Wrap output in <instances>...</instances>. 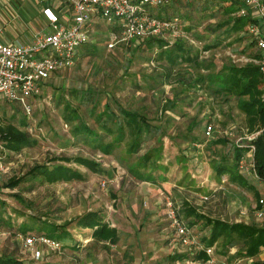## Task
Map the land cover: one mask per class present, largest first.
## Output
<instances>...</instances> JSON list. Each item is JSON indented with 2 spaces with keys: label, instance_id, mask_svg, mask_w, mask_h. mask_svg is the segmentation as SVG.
I'll list each match as a JSON object with an SVG mask.
<instances>
[{
  "label": "rangeland",
  "instance_id": "374dc122",
  "mask_svg": "<svg viewBox=\"0 0 264 264\" xmlns=\"http://www.w3.org/2000/svg\"><path fill=\"white\" fill-rule=\"evenodd\" d=\"M203 2L191 0V6L182 8L180 13L189 14V18L178 17V36L167 35L164 39L169 47L178 42L199 53L198 64L169 65L157 49L146 50L142 41L108 48L106 27L101 25L91 31L90 44L96 46L97 54L87 56L84 51L70 67L52 75L34 99L30 116H25L17 103L0 98V128L15 125L36 141L34 147L12 153L0 133L4 167L0 172V220L11 226L8 229L0 225L6 234L0 240V254L30 263V251L18 235L20 228L31 227L37 235L45 227L56 226L71 239L56 252L38 246L43 254L39 264H183L173 262L172 256L191 254L193 248L177 241L166 217V201L203 245L210 227L194 214L229 225L261 228L253 207L255 194L259 199L264 197V182L249 174L242 177L243 184L231 182L227 173L219 176L215 168L219 164L231 167L233 146L248 142L247 138L262 127L250 131L247 116L239 109V99L214 92L218 85L214 78L219 71L230 65L249 64L245 60L259 51L245 30L230 31L227 22L239 16L233 8L223 12ZM176 3L174 7L180 9ZM196 80L200 82L194 83ZM64 104L71 107L70 122L63 117ZM119 108L141 114L151 125L137 154L126 153L130 143L127 132L110 153L102 151L115 131L101 129L103 123L110 127L109 121H104L105 114L118 115ZM23 120L25 128L20 126ZM80 123L97 132L100 148L94 149L90 139L88 143L74 135ZM208 124L213 129L210 138L203 132ZM218 140L226 143L216 144ZM149 151L151 160L131 173L136 160ZM76 157L88 159L100 169L93 171L76 164ZM53 164L78 172L81 179L44 185L26 181L7 187L9 181L26 178L35 166ZM188 210L194 214L188 215ZM87 211L98 212L117 230L119 240L115 245L93 241L91 230L76 226V220ZM226 242V236L220 238L206 261H184H261L262 252L257 259L236 257L243 247L231 248Z\"/></svg>",
  "mask_w": 264,
  "mask_h": 264
},
{
  "label": "trees",
  "instance_id": "16d2710c",
  "mask_svg": "<svg viewBox=\"0 0 264 264\" xmlns=\"http://www.w3.org/2000/svg\"><path fill=\"white\" fill-rule=\"evenodd\" d=\"M181 6L180 9L174 7V2ZM201 2V0H197ZM211 1V0H210ZM228 2V5L223 3ZM204 4L210 3L212 6L216 5L218 10L222 9L223 12L227 8H233L234 12L240 10V4L234 0H212L208 2L205 0ZM191 0H174L169 5H166L161 8L152 9L150 14L160 20H167L171 18H189V14H182L180 10H185L191 6ZM224 5V6H223ZM227 12V10H226ZM178 18V20H179ZM253 20L250 16H236L232 21L227 22L228 25H231L230 31L241 32L252 23ZM223 25V24H222ZM222 25L219 26L222 27ZM180 26V20H179ZM226 32H229V30ZM165 38L157 37H148L145 39H140L134 42L142 41V45L145 46L146 50L157 49L158 54L161 57H164L167 60L169 65H195L199 62V53L193 52L191 48L185 47L182 43H174L169 45L164 40ZM108 42V40H106ZM133 43V42H132ZM122 46V45H121ZM209 45L205 47L208 49ZM85 51V55H96L97 49L94 44H87L82 46L79 51L77 58L81 53ZM254 58H258L259 54H253ZM214 81L218 83L214 92L217 94H232L239 99V109L247 116L248 127L250 131H255L259 127L261 128L264 125V104L261 102L262 86L264 84V77L258 66L253 64H245L243 66H234L230 65L224 67L223 70L219 71L215 76ZM200 80H196L194 83H199ZM64 119L66 121H72L71 115H68V111L71 107L68 104H64ZM106 119L104 121H109L110 127H106V124L101 125V129L107 133H111L112 128L115 129L113 132V137L111 142L105 145L102 148V151L105 153H110L115 146H118L121 140L123 141V135L125 132L128 133L130 138V143L126 153L128 155L137 154L140 151V147L147 139L148 133L151 131V125L146 120L144 116L137 112L128 111L125 109L119 108V114L114 115L112 113L105 114ZM20 126L25 128L27 126L26 122L23 120L20 122ZM1 136L6 142V147L12 153H19L24 148H31L36 145V141L30 138L28 132L21 131L17 126L9 124L5 127L0 128ZM74 135L80 136L84 139V142L90 139V143L96 148L102 146L100 136L97 135V132L89 127H86L84 124L80 123L74 129ZM109 137V136H107ZM189 140L196 141L195 138H190ZM89 141H87L89 143ZM216 144H224L225 140H218ZM255 147L253 153L254 168L256 172L257 179L264 182V143L261 137H258L254 142H252ZM248 144L244 143L243 146H233V157H232V166L229 167L225 164H219L215 168L217 175L221 176L227 173L229 180L231 182H236L243 184V176L238 171V162L242 156L248 153ZM64 161L70 162L71 159L64 158ZM76 164L87 167L90 170L98 171L100 168L98 164L84 158L76 157L73 158ZM151 160V151L144 153L138 160H136V165L131 170V173L134 174L135 169L139 165H144ZM74 179H81V175L74 170L59 164H53L52 166L38 165L32 168L28 172L26 178H19L17 180L9 181L8 186L14 188L26 181H34L37 185L44 184H54L58 182H67ZM154 182V179L151 180ZM256 195V201L259 200V197ZM188 215L194 214L192 210H188ZM194 217L197 220H205L206 226L210 227L209 235L202 239L204 246L212 247L220 238L226 236L228 247H236L241 245L243 250L239 253H236V257L239 258H256L261 252H264V227L257 228L254 226H248L244 224H226L219 220H211L205 218L204 216L194 214ZM194 223V222H193ZM192 223V224H193ZM3 224L8 229L11 228L9 223H4L0 220V225ZM76 226L81 229L91 230V239L96 242H104L109 245H115L118 240V232L115 228L111 227L108 223H105L100 214L96 211H87L81 215L76 220ZM1 227V226H0ZM31 227H21L19 236H41L47 237L49 239L55 240L60 244H63L67 239H71L69 234L63 229L56 226L45 227L40 230L37 235L32 233ZM1 231V229H0ZM172 261H184L186 259L192 260H203L206 261L209 257L204 251H199L196 253H183L172 256ZM0 264H39L38 262L26 263L23 260L16 258L15 256H5L0 254ZM254 264H264V261H256Z\"/></svg>",
  "mask_w": 264,
  "mask_h": 264
},
{
  "label": "built area",
  "instance_id": "2783aa9c",
  "mask_svg": "<svg viewBox=\"0 0 264 264\" xmlns=\"http://www.w3.org/2000/svg\"><path fill=\"white\" fill-rule=\"evenodd\" d=\"M49 7L42 10L47 20V28L34 35L29 43L14 42L0 44V98L17 103L25 116H30L33 101L42 93L46 81L54 74L70 67L76 60L79 49L92 42V29L105 26L104 37L108 48L128 45L148 37H177L179 20L174 17L160 20L150 14L152 9L169 5L174 0H39ZM205 1V0H202ZM240 4L239 16H250L253 20L245 31L259 51L258 58H248L245 62L259 67L264 77V1L234 0ZM261 102L264 104V84ZM212 126L204 127L206 138L212 136ZM261 137L264 143V125L247 138L248 154L238 162V171L257 178L253 153L254 142ZM238 143L236 146H243ZM0 172L4 167L0 159ZM104 185V184H102ZM166 217L181 246L192 247L193 253L204 251L211 258L213 247H206L191 235L190 229L177 218L175 209L165 202ZM253 215L264 227V197L253 207ZM6 237L0 231V240ZM24 248L30 251L31 262L43 259L38 246L56 252L62 245L41 236H19ZM184 262V263H183ZM194 264V261H183ZM179 262H177L178 264ZM201 264V263H199ZM207 264H212L209 260Z\"/></svg>",
  "mask_w": 264,
  "mask_h": 264
},
{
  "label": "crops",
  "instance_id": "0c3cea01",
  "mask_svg": "<svg viewBox=\"0 0 264 264\" xmlns=\"http://www.w3.org/2000/svg\"><path fill=\"white\" fill-rule=\"evenodd\" d=\"M47 7L48 3L39 0H0V44L31 42L47 28L42 12ZM259 257L264 261V252Z\"/></svg>",
  "mask_w": 264,
  "mask_h": 264
}]
</instances>
